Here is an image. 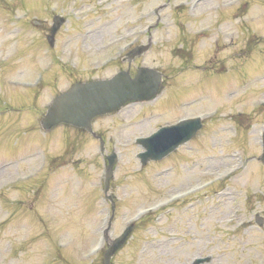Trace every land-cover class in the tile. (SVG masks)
Wrapping results in <instances>:
<instances>
[{"label":"rangeland","instance_id":"374dc122","mask_svg":"<svg viewBox=\"0 0 264 264\" xmlns=\"http://www.w3.org/2000/svg\"><path fill=\"white\" fill-rule=\"evenodd\" d=\"M46 1L58 6L67 28L86 25L89 32L63 27L48 48L46 31L39 29L44 20L33 21V15L46 16ZM236 1L170 0L158 11L161 21L146 34L145 27L155 21L151 9L166 0H0V61L8 63L0 69V89L2 76L31 79L34 68H46L36 98L40 104L51 90L66 88L73 78L108 76L126 67L104 63L130 41L149 36L152 45L135 64L159 66L168 74V86L158 99L129 104L94 121L107 145L119 154L110 183L118 199L110 235L139 209L158 210L150 223L143 220L135 228L113 256V264H191L196 255L210 257L204 264H264V230L253 219L256 212L264 218V163L258 158L264 108L251 109L252 98H264V79L225 95L232 83H241L238 72L243 78L264 72V44L255 38L264 34V1L245 0L240 6ZM89 9V14L82 13ZM22 10L31 15L16 18ZM185 39L189 51L182 54ZM236 49L244 53L230 56ZM213 62L219 67L206 71L191 65ZM63 64L74 74L65 72ZM28 67L34 68L28 72ZM11 92L15 99L18 91H6L10 101ZM190 98L194 101L180 107V100ZM16 99L32 102L26 95ZM221 102L220 111L216 106ZM237 109L249 112L240 125L231 116ZM184 110L205 116L204 127L164 159L140 166L135 152L141 146L133 144L134 137ZM21 111L15 104L0 108V264H45L46 255L52 257L49 264H100L99 256L91 257L106 211L99 195L105 164L96 150L98 142L64 127L44 134L36 114ZM32 124L33 130L19 134ZM67 136L74 146L66 144ZM42 145L52 156L70 146L71 158L31 179L42 168L41 151L36 150ZM235 208L245 225H237Z\"/></svg>","mask_w":264,"mask_h":264},{"label":"water","instance_id":"95a60500","mask_svg":"<svg viewBox=\"0 0 264 264\" xmlns=\"http://www.w3.org/2000/svg\"><path fill=\"white\" fill-rule=\"evenodd\" d=\"M150 73L148 69H144L141 70L135 79H129L126 77L127 73L125 72L122 73L124 75H117L110 80H102L83 87L74 88L70 92L62 94L57 98L55 104L48 110L43 120L44 125L50 126L59 121H72L76 124L78 122H84V125H88L89 118L94 113L109 110L113 107L112 97H114L116 104H119L127 97H134L136 92H142L144 83L147 80L149 81L147 77L150 76ZM120 76L122 78H118ZM155 89L156 87H154L151 93ZM110 165L108 167L109 174ZM118 241L120 242L113 243L111 248L106 250L105 264H109L112 251L121 244L123 238Z\"/></svg>","mask_w":264,"mask_h":264}]
</instances>
